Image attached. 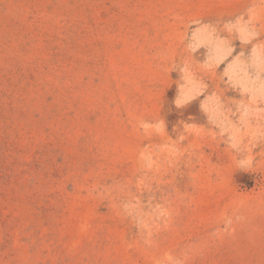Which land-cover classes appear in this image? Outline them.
Returning a JSON list of instances; mask_svg holds the SVG:
<instances>
[{
	"label": "rangeland",
	"instance_id": "374dc122",
	"mask_svg": "<svg viewBox=\"0 0 264 264\" xmlns=\"http://www.w3.org/2000/svg\"><path fill=\"white\" fill-rule=\"evenodd\" d=\"M0 264H264V0H0Z\"/></svg>",
	"mask_w": 264,
	"mask_h": 264
}]
</instances>
